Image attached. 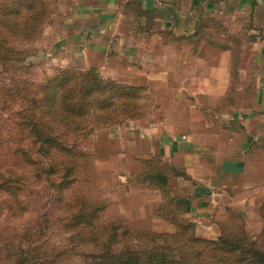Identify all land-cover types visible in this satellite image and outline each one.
I'll use <instances>...</instances> for the list:
<instances>
[{
    "label": "rangeland",
    "instance_id": "374dc122",
    "mask_svg": "<svg viewBox=\"0 0 264 264\" xmlns=\"http://www.w3.org/2000/svg\"><path fill=\"white\" fill-rule=\"evenodd\" d=\"M20 1L0 0V8L16 7ZM43 1L35 13L61 12L53 7L55 0ZM28 14L25 9L19 18L27 19ZM3 15L0 10V264H112L135 248L149 256L154 247L167 245L169 249L158 250V258L164 253L169 263L173 259L179 264H205L202 257L195 261V252L204 248L195 237L216 240L224 235L245 234L264 249V207L258 214L254 208L256 215L244 216L242 210L228 206L234 202L229 201L228 213L215 218L212 233L197 231L193 220L169 215L173 213L169 180L162 187L161 178L169 175L170 163L150 154L148 132L174 127L186 133L191 121L166 118L177 106L169 96L183 93L180 80L173 77V87L162 85L138 69L124 71L125 63L114 58L110 72L101 55L92 57L95 65L83 70L81 57L68 56L76 49L75 39L63 51L58 33L68 32V27L64 31L60 18L54 20L53 31L47 28L49 16L46 23L36 18L28 31L24 25L25 30L14 34ZM219 27L225 30L223 25L211 30ZM236 28L227 25L229 33ZM249 42L242 38L233 43L234 73L227 97L236 92L237 69L251 62L247 49L243 54V45ZM88 70L105 86L85 96V86H78L77 93L75 83ZM57 77L64 83L63 104L48 109L44 103L53 97L55 85L45 84L57 82ZM131 82L143 87L127 86ZM188 90L186 95H193ZM60 93L59 89L58 98ZM150 213L172 226L159 223L156 230L148 229ZM135 228L156 237L134 234Z\"/></svg>",
    "mask_w": 264,
    "mask_h": 264
},
{
    "label": "crops",
    "instance_id": "0c3cea01",
    "mask_svg": "<svg viewBox=\"0 0 264 264\" xmlns=\"http://www.w3.org/2000/svg\"><path fill=\"white\" fill-rule=\"evenodd\" d=\"M55 1L53 7L61 12H51L47 28L53 31L57 17L64 31L68 27L58 39L65 52L75 39L77 50L70 49L68 56L81 57L83 70L101 55L105 69L118 59L127 66L124 71L138 69L162 85L173 87V77L181 81L183 93L169 96L177 106L166 118L191 121L186 133L174 127L148 132L150 154L170 163L171 211L208 233L228 213L229 201L244 216L258 214L264 207V0ZM217 25L225 30H211ZM227 25H237V32L229 33ZM242 38L250 41L243 54L247 49L252 59L237 69L236 92L227 97L234 44ZM138 84L127 86L143 87ZM187 87L193 95H186ZM147 215L148 229L156 230L159 223L172 226L157 213L156 218Z\"/></svg>",
    "mask_w": 264,
    "mask_h": 264
},
{
    "label": "trees",
    "instance_id": "16d2710c",
    "mask_svg": "<svg viewBox=\"0 0 264 264\" xmlns=\"http://www.w3.org/2000/svg\"><path fill=\"white\" fill-rule=\"evenodd\" d=\"M44 4L43 0H23V2H19V4L15 7H9L8 5L2 4L0 10L3 12V16L6 18V23L8 25H11V30L14 34H17V32H21L25 30L26 28L23 29L24 25H27V31L30 29V25L34 24L33 21L38 18L42 19L43 23H46L47 19L49 18L50 14L44 13L42 15L35 13L33 10L37 7H39V4L42 5ZM27 9L28 11V16L27 19L24 18V20H21L19 18V15H21V18L23 15L24 10ZM9 20V21H8ZM16 32V33H15ZM2 32L0 33V35ZM3 35V34H2ZM93 73H88V71L81 72V75L78 77L80 80L75 83V90L76 88L78 89L81 87L85 86L86 93L85 96L90 95L92 92V89L104 87L105 85H101L100 81L103 82L98 76H96L95 72L93 70H90ZM87 73V74H86ZM55 79H51L46 82L45 87H50V84L52 82V87L53 84L55 85V90H52V98H47V103H44V107H50L55 106V108L58 107V105L63 104L61 97H62V87H64V83L62 84L61 79L59 77L56 78L57 82L54 83ZM91 81V83L89 82ZM72 84V83H68ZM105 84L108 85L107 82ZM68 86V85H67ZM65 86V87H67ZM121 87V86H120ZM124 87V86H123ZM60 89V94H58L59 98L57 97V93L59 92ZM45 94L46 92L43 91ZM79 92V89L77 93ZM48 96V93L46 94ZM46 100V99H45ZM79 104V102L77 103ZM79 106V105H78ZM81 106V105H80ZM76 108V106H75ZM80 108V107H79ZM72 113V112H71ZM73 114V113H72ZM169 176L167 177H162V187L165 186V183L167 182ZM174 211L173 216L174 218H178L176 213ZM188 222V221H187ZM134 234L137 235H145V236H150L152 238L156 237L155 233H146L142 231H137V230H132ZM166 237H169L171 235L169 234H163ZM160 236V235H158ZM246 235H241V236H234L231 238H227L225 235L220 236L216 240H211V239H203V238H198L195 237V241L199 244L203 245V250L201 248V251H194L195 252V261L198 262V260L202 257L203 262L205 264H242L243 261L245 260H251V264H264V249L258 246H255L254 241L249 242L248 237L246 239ZM173 237H171L172 239ZM197 246V245H196ZM169 247V245H167ZM165 246H156L153 248L150 255L148 256L146 250H137L136 248L132 251L127 252L126 255H119V259L117 261L112 262V264H179L177 260L172 259V263H169L166 259H164V253L159 256V249L164 248V249H169ZM173 249H177V247H174ZM210 251L209 255L205 251ZM193 252V253H194ZM211 254V255H210ZM212 256V258H211ZM109 264V263H105ZM186 264H189L188 262Z\"/></svg>",
    "mask_w": 264,
    "mask_h": 264
}]
</instances>
